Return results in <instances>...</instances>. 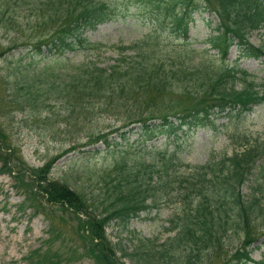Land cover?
<instances>
[{"label":"trees","instance_id":"1","mask_svg":"<svg viewBox=\"0 0 264 264\" xmlns=\"http://www.w3.org/2000/svg\"><path fill=\"white\" fill-rule=\"evenodd\" d=\"M133 1L141 4L157 22L173 29L178 40L182 38L184 41L188 39L192 12L200 8L213 10L219 24L216 32L204 41L217 51L214 63L200 56L199 63L192 65L197 52L195 49L182 44L179 49L168 52L158 47L156 39L159 35L145 33L141 41L120 47L121 51L133 52L134 55L128 59L122 56L119 62L106 67L86 61L69 69L64 64L66 53L100 49L101 45L91 42L85 32L108 21L114 14V3L106 0H0V20L22 4L32 11L31 16L36 20L34 31L42 25L51 26L48 28L52 31L48 36L42 33L35 38L30 37L24 44L31 61L34 56H39L43 63L33 68L25 67L28 69L12 77L19 89L24 90L21 99L15 101L26 104L39 97L55 99L65 104L66 112L76 110L77 114L84 112L89 116L94 111L120 107L128 112L122 126L141 125V142L158 134L166 137L162 148L146 151L149 154L147 159L144 155L141 158L132 156L127 149L119 150L115 164L121 171L115 192L121 201L112 211H92L97 207L84 191L69 186L66 180L49 178L54 159L62 155L55 156L39 168L26 167L32 183L27 190L20 186L25 195L21 209L33 208V213H36L44 205H57L86 213L85 219L77 218L76 221L83 252L96 264H112V254L115 255L118 249L114 245L109 247L104 227L117 216L126 223L131 217L138 216L142 209L156 206L177 186V194L184 195L186 203L182 215L175 217L178 218L176 222L169 219L172 223L169 230L175 231L172 238L175 246L169 255L172 263L185 261L196 264L225 237H230L229 233L235 236L243 230V240L228 256L227 263H251L250 246L257 239L251 227L255 228V222L260 217L264 218V139L239 133V151L234 149L230 155L211 156L203 164L183 162L174 147L168 145L171 142L176 144L190 130L211 124L210 118L215 113L239 117L264 101V80L255 82L244 69L226 63L233 44L239 48V57H259L263 53L264 45L251 44L246 32L264 25V0ZM62 20L64 24L61 25ZM9 21L15 22L13 26L17 30L22 28L16 24V18ZM237 83L239 88H236ZM170 93L183 97L170 98ZM163 95L165 97L161 98ZM159 98L163 106L156 102ZM134 106L137 109L146 106L149 114L135 113ZM153 120L158 123H153ZM3 139L0 133V141ZM146 147L142 149L146 150ZM8 149L10 151L0 143V174L11 175L17 182L26 170L25 163L19 157L14 158ZM16 162L24 166L17 168ZM180 168H184L186 173L176 174ZM250 179L253 186L249 197L243 196L241 186ZM87 208H91V212L88 213ZM58 236L49 237L43 241V247L29 253L26 264L69 261L73 254L66 255L77 252V249L70 246L64 250L55 246L54 243L60 239ZM121 254V257L132 255L138 258L139 264L151 262L150 253H142L139 249L133 253L122 250ZM254 264H264V258L254 261Z\"/></svg>","mask_w":264,"mask_h":264},{"label":"rangeland","instance_id":"2","mask_svg":"<svg viewBox=\"0 0 264 264\" xmlns=\"http://www.w3.org/2000/svg\"><path fill=\"white\" fill-rule=\"evenodd\" d=\"M106 1L114 3V14L108 21L85 32L91 42L101 45L100 49L66 53L64 64L69 69L86 61H94L97 66L106 67L119 62L122 56L128 59L134 55L133 52L121 51L120 47L141 41L145 33L159 35L158 40L156 39L158 47L168 52L179 49L182 44L195 49L197 52L192 65L199 63L200 56L210 63H214L218 57L216 49L209 48L204 41L216 32L219 24L210 8H200L199 11L192 12L188 22V39L184 41L176 38L173 29L157 22L141 4L133 0ZM31 14L30 9L19 4L15 12L5 14L0 20V133L4 137L0 143L10 148L8 151L14 158L19 157L25 163V166L14 163L17 168H39L52 161L55 156L62 155L57 160L54 159L49 178L55 181L66 180L69 186L84 191L97 207L92 211H112L121 201L115 192L121 171L120 166L115 164L119 150L127 149L130 155H136L137 158L144 155L147 159L149 154L146 151L160 149L166 143L165 134H158L141 142V125L135 123L122 126V120L127 119L128 112L120 107L94 111L89 116L79 112L80 110H77L78 114L76 110L66 112L65 104L55 99L44 100L39 97L26 104L15 101L22 97L24 90L19 89L18 83L12 77L15 78L19 71L43 63L39 56H34L31 61L24 44L30 37L35 38L42 33L48 36L52 32L48 28L51 26L47 25L34 31L36 20ZM13 18L22 27L20 30L13 26L14 21H9ZM60 24H64V20ZM246 36L251 44L264 45V25L251 28ZM238 55L239 48L233 44L228 51V66L236 64L251 74L255 82H262L264 50L259 57ZM239 87L240 84L237 83L236 88ZM164 97L165 95L161 98ZM169 97L182 98L183 95L170 93ZM161 98L156 99V102L163 106ZM136 107L132 108L135 113L140 111L149 114L146 106H140V109ZM210 119L212 122L208 126L184 133L176 144L169 143L168 147H174L183 162L203 164L211 156L219 157L224 153L230 155L234 149L239 151L241 147H238L237 139L242 132L251 138L264 139V101L239 117L215 113ZM153 123L157 124L158 121L153 120ZM97 136L99 137L96 139ZM145 145L146 150H143ZM73 146L75 149L71 150ZM28 168L21 173L17 182L11 175L0 174V264H26L29 253L33 254L36 248L43 247V241L53 238L55 234L62 239H58L55 246H61L64 250L70 246L77 249V252L66 255L73 254L69 261L62 264H96L83 252V243L76 230L77 218L85 219L86 213L69 206L62 208L57 205H44L36 213H33V208L21 209L25 195L20 186L27 190L32 183ZM185 173L186 170L180 168L176 174ZM252 182L250 179L241 186L243 196L249 197ZM174 188V192L162 198L156 206L142 209L138 216L131 217L126 223L117 216L104 227L109 247L114 245L118 249L115 255L112 254V264H139L138 258L132 255L121 257L122 250L133 253L136 249L142 253H150V264H176L175 261L172 263V256H169L175 246L172 242L175 231L169 230L172 227L169 219L177 221L178 218L175 217L182 215L186 200L184 195L177 194L178 187ZM90 210L91 208H87L88 213ZM253 227L251 229L257 235V239L250 246V257L253 261L246 264H254V261L264 258V218L260 217L255 222V228ZM229 234L230 237H225V240L219 242L196 264H228V256L240 245L245 232L240 231L235 236ZM177 264L191 263L184 261Z\"/></svg>","mask_w":264,"mask_h":264}]
</instances>
